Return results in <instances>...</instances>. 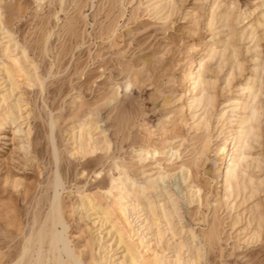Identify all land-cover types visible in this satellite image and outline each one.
<instances>
[{"label":"rangeland","instance_id":"374dc122","mask_svg":"<svg viewBox=\"0 0 264 264\" xmlns=\"http://www.w3.org/2000/svg\"><path fill=\"white\" fill-rule=\"evenodd\" d=\"M57 173L81 264H264V0H0V264H34Z\"/></svg>","mask_w":264,"mask_h":264},{"label":"bare ground","instance_id":"6f19581e","mask_svg":"<svg viewBox=\"0 0 264 264\" xmlns=\"http://www.w3.org/2000/svg\"><path fill=\"white\" fill-rule=\"evenodd\" d=\"M202 68H203L202 61L197 60L194 67V72L189 76L190 88H196L197 80H198L196 78V75L198 73L197 71ZM199 80H200V85H202L203 81L200 79V77ZM255 93L253 92L252 88L249 89L250 96L253 95L255 96ZM251 121L252 120L249 118L243 120V122L241 123L242 126L238 129V131L236 132V136L233 139L231 149H222V148L218 149V152L220 153L223 152L225 154V158H224L225 167L223 170V179H222L223 188L225 189V192L226 191L229 193L236 192L238 196L242 192L246 193V191H248L250 187L252 188L251 189L252 195L254 194V191H256L253 189L254 186L253 179L252 178L248 179V175L244 171V167L248 165V160H249L248 157L249 155L247 156L245 154V151L249 148L248 142L253 138V127L251 125ZM174 177L178 179L179 176L177 174ZM159 181L164 182V177L161 174L155 180V184H158ZM183 183L185 184L186 180H183ZM177 187H179L182 190L181 188L182 186L180 183H177ZM54 188H55L56 198L53 201L52 211L47 219L46 226L43 230L39 232V235L35 239V241L30 242L28 240V244H31L32 247L34 245L38 248L36 251L37 254L34 264H45V261L47 260L46 258L48 257L43 252L45 245H48L49 255L53 257V259L50 258L48 262L53 261L54 264H64L66 262L64 260V256H67L71 258L72 261L71 264H81V261L79 260L80 258L75 257L72 243L67 236L68 235L67 224L63 219L62 217L63 215H61L58 207L59 203L57 196L60 194V191L63 190V185L59 173H57L56 175ZM192 193H193L192 191L189 192L191 199L194 198ZM198 193H200V191H198L196 194ZM124 214L127 216V220H129L130 226L133 225L134 228L138 227L137 233L139 234L142 229V226L139 225V221H138L139 219L138 218L133 219L134 216L133 214H130L128 206H124ZM48 223L50 224V228L48 227ZM145 239L146 237L141 235L142 243L145 241ZM28 244L27 246L24 247V257L27 254L26 247H28ZM44 251H46V249Z\"/></svg>","mask_w":264,"mask_h":264}]
</instances>
